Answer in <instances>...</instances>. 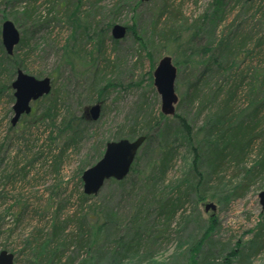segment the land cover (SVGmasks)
I'll return each instance as SVG.
<instances>
[{"label":"rangeland","instance_id":"1","mask_svg":"<svg viewBox=\"0 0 264 264\" xmlns=\"http://www.w3.org/2000/svg\"><path fill=\"white\" fill-rule=\"evenodd\" d=\"M83 1L85 10L96 1L100 11L113 10L117 6L116 0ZM252 2L257 8L263 0ZM216 3L217 0H127L116 14L115 24L136 25L137 34L129 32L117 40L110 28L103 45L95 46L92 41L87 46L89 54L79 63L83 66L77 73L64 60L63 46L71 36L70 23H65L62 15L66 0H0V39L3 18L14 21L21 37L25 35L27 39V44L15 48V54L24 59L22 70L38 78L51 77L61 103L56 124H36L29 122L31 118L22 117L16 125H12L14 89L0 91V251L7 249L14 253L18 260L16 264H28L29 258L35 257L34 238L41 236V241L51 238L54 223L62 228L58 235L67 237V241L71 242L70 233L75 222L72 216L80 209L78 198L83 188L81 169L95 161L103 143L116 140L120 129L131 124L132 115L140 102L144 101L153 111V116L158 118L161 96L154 85L153 74L163 56L169 55L174 62H181L177 65L176 92L179 100L176 113L194 123L195 127L204 124L205 114H199L198 106L191 105L184 97L187 87L192 84L194 76L197 79L203 73L205 64L202 62L210 59V52L205 48H217L222 40L227 42L236 35L237 26L246 18H251L250 14L243 15L233 9L234 3H231L222 22L210 33L209 17L218 7ZM26 11L29 15L24 13ZM205 14L207 20L201 18ZM262 14L263 11H259L250 21L252 35L245 48L246 55L237 63L241 72L250 76L264 59ZM108 16L98 19L108 22L112 15ZM162 32H168V37L171 34L175 38H161ZM1 48L5 50L2 42L0 53ZM216 53L219 56L222 52ZM191 55V62L184 63ZM12 71L10 64L0 65V85L12 83L16 76L12 75ZM227 76V72L216 74L209 84L215 89L217 83ZM246 82L238 94L241 106L245 103ZM108 83L110 85L102 94L100 118L89 123L84 133L70 144L66 128H58L65 112L69 109L79 111V99H93L91 104L96 103L98 89ZM42 107L40 104L38 110ZM178 144L181 147L167 179L154 188L143 192L138 187L141 193L134 192L133 195L128 193L130 182L118 185L108 181L93 198L91 202L99 205L100 211H113L116 217V229L108 245L129 237L128 222L134 219L137 211L149 214L146 217L154 220L157 205L150 208L151 193L156 190L172 192L178 181L186 178L185 173L194 153L187 142L181 140ZM248 157L246 162H251L253 155ZM138 164L140 168L147 166L143 150L138 153ZM230 169H235V166H230ZM224 176L222 182L215 180L208 184L210 195L204 201H198L197 196H193L180 211L184 213V218L177 215L170 231L153 245L154 249L146 252L145 258L150 254L152 256L150 263L145 261L144 264H191V249L202 237L212 214L217 216V227L197 254V264H225V256L232 249H237L238 243L240 248L248 250L264 216L259 196L264 190V175L246 193L242 194L238 189L235 196L232 192L233 186L241 180L239 172L232 176V170H227ZM211 194L228 199L218 202L217 198L210 197ZM209 202L217 205L216 211L205 209ZM105 216L101 213V220ZM74 248L71 245L64 250L62 259L66 260ZM233 264H264V250L254 254L249 263L236 259Z\"/></svg>","mask_w":264,"mask_h":264},{"label":"trees","instance_id":"2","mask_svg":"<svg viewBox=\"0 0 264 264\" xmlns=\"http://www.w3.org/2000/svg\"><path fill=\"white\" fill-rule=\"evenodd\" d=\"M116 2L117 6L113 10L100 11L97 1L85 10L83 0H66L62 15L63 20H66L65 23H70L71 36L63 46L64 60L73 71L80 73L83 65L79 63L89 54L86 48L92 41L96 43L95 46L105 43L110 28L116 22V14L127 0H116ZM231 3H234L233 9L236 8V11L239 10L244 13L243 15L250 14L251 18H246L241 25H238L236 35L229 38L227 42L222 40L217 48H205L210 52V59L202 62L205 64L203 73L197 79H194L195 76L192 78L193 82L187 87L184 96L191 105L198 106L199 114H205L204 124L195 127L194 123L189 122L181 114L175 113L173 116H168L161 111L158 113V118H155L153 111L143 101L137 105L131 124L122 127L116 136V140L122 138L133 140L141 135L146 136L139 152L143 150L146 153L147 166L140 168L137 156L130 174L125 179L109 180L110 183L118 185L130 182L128 193L133 195L134 192L141 193L140 190L144 192L145 189L154 188L167 179L168 172L181 147L178 144L179 141L187 142L194 153L192 163L185 173L186 178L180 179L172 192L156 190L149 195L150 208L153 209V205H157L155 221L146 217L149 214L144 215L142 211H137L134 219L128 222L129 237L124 241H116L108 245L109 238L114 235L113 232L116 229V217L113 211H100V206L91 202L96 195H88L82 188L78 198L80 209L72 216L75 222L74 229L70 233L71 242L67 241V237L62 238L58 235L62 228L54 223L51 238L45 241H41V236L34 238L35 257L29 258L28 264H144L145 261L150 263L152 254L145 258L146 252L150 251L149 249L153 248V245L163 238L167 231H170V226L178 214L184 218V213L180 211L194 195L197 196L198 201H204L209 197L208 184L211 181L222 182L225 178L224 172L227 170H232V176L239 172L238 177L241 180L233 186L232 195L235 196L238 189L242 194L246 193L253 183L264 175V59L251 76L241 72L237 66L242 56L246 55L245 48L252 35L250 21L255 19L259 11H263L261 24L264 27V0L257 8H254L252 0H217L218 7L209 17L212 26L210 33L222 22ZM24 13L29 15V11ZM110 14L112 19L108 22H105L106 19H98L108 18ZM161 16L162 14L159 18ZM207 17V14L201 16L204 20H207ZM6 19L3 18V20ZM126 26L128 33L137 34L136 25ZM166 33L168 32H162L160 37L166 40L175 38L171 34L168 37ZM0 42H2L1 39ZM20 44H27L25 35L21 37L19 46ZM217 51L222 53L218 56ZM148 56L151 58L150 52ZM191 60L192 55L187 56L183 62L188 64ZM23 61L24 59L17 56L15 51L13 55H9L1 48L0 65L10 64L13 69L12 75H16L17 70L23 67ZM174 63L176 66L181 64L179 60H175ZM224 72L228 73L227 78L217 83V87L213 89L209 84L211 78ZM205 80L207 83H204ZM245 82L247 83L245 103L241 106L238 104V94ZM108 85L110 83L98 89L96 103H102V94ZM7 88L12 89V83L0 85V91ZM92 100L79 99V111L69 109L62 117L58 128H66L70 144L84 133L89 123L97 121L92 120L86 113V109L93 105L91 103L94 100ZM40 104L43 107L39 111ZM60 105L59 96L53 84L52 92L38 100L32 112L24 115L23 118H31L29 122L36 124L38 122L56 124L59 120ZM172 119L176 122L174 123ZM154 139H157L155 143H153ZM254 145H257V149H254ZM105 146L106 144L103 143L102 148L98 149L99 153L95 161L85 165L81 169L82 172L98 161L103 155ZM249 155H253V159L251 162H246ZM230 166H235V169H230ZM211 195L210 197L217 198L218 202L228 199V197ZM101 213L106 215L103 220H101ZM212 215L202 237L191 249V264H197V254L203 243L211 239V234L217 227V216ZM257 228L259 231L250 240L248 250L240 248L241 244L238 243L237 249H232L225 256V264H233L236 259L249 263L254 254L264 250V216ZM71 245L75 246V250H71V254L63 260L64 250ZM81 252L83 254L80 256ZM16 263H18L17 258L14 264Z\"/></svg>","mask_w":264,"mask_h":264},{"label":"water","instance_id":"3","mask_svg":"<svg viewBox=\"0 0 264 264\" xmlns=\"http://www.w3.org/2000/svg\"><path fill=\"white\" fill-rule=\"evenodd\" d=\"M150 1V0H143ZM127 26L116 23L112 27L114 39L120 40L127 35ZM21 32L14 21L6 19L2 23V43L9 55L14 54L15 47L20 43ZM154 85L161 96V111L164 115L172 116L176 113V104L179 100L176 92V79L178 68L169 55L163 56L154 71ZM15 103L13 105L14 116L12 125H16L20 119L30 114L33 103L49 95L53 88L52 78L47 76L38 78L21 68L17 70L12 82ZM101 103H96L86 109L87 116L92 120H98L101 115ZM146 140L145 135L131 140L122 138L106 143L102 157L92 166L84 170L82 174L83 189L88 195H97L107 181L111 179L123 180L131 172L140 148ZM260 203L264 210V190L259 193ZM205 209L216 211L217 205L209 202ZM15 254L2 249L0 251V264H14Z\"/></svg>","mask_w":264,"mask_h":264}]
</instances>
